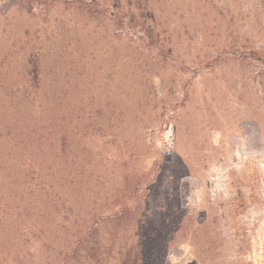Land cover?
I'll use <instances>...</instances> for the list:
<instances>
[{"label":"rangeland","instance_id":"374dc122","mask_svg":"<svg viewBox=\"0 0 264 264\" xmlns=\"http://www.w3.org/2000/svg\"><path fill=\"white\" fill-rule=\"evenodd\" d=\"M0 264H264V0H0Z\"/></svg>","mask_w":264,"mask_h":264}]
</instances>
